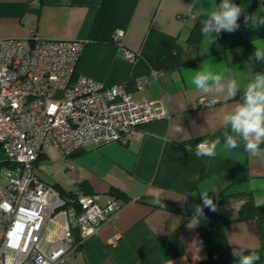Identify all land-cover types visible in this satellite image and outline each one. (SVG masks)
Here are the masks:
<instances>
[{
  "label": "crops",
  "instance_id": "obj_1",
  "mask_svg": "<svg viewBox=\"0 0 264 264\" xmlns=\"http://www.w3.org/2000/svg\"><path fill=\"white\" fill-rule=\"evenodd\" d=\"M233 2L253 18L252 26L242 15L237 31H222L212 44L202 34L194 65L155 70L150 63L159 56L188 51L189 29L221 0H0V39L34 31L45 39L79 40L78 74L105 85L126 84L134 98L151 100L156 116L125 143L89 145L68 159L49 146L39 156L35 174L61 195H97L101 205L115 196L125 201L79 251L67 254L68 264H235V247L254 250L261 257L256 264H264V144L255 156L243 145L223 151L220 121L258 73L246 58V45L264 48V0ZM116 31L118 40L112 37ZM123 50L135 54L133 62ZM204 69L234 77L236 97L194 91L191 80ZM138 78L146 79L143 91L135 90ZM216 137L217 154L198 158L196 144ZM181 143L185 154L174 148ZM149 189L162 190L161 205L150 203ZM203 190L217 211L205 208L206 219L189 228Z\"/></svg>",
  "mask_w": 264,
  "mask_h": 264
},
{
  "label": "built area",
  "instance_id": "obj_2",
  "mask_svg": "<svg viewBox=\"0 0 264 264\" xmlns=\"http://www.w3.org/2000/svg\"><path fill=\"white\" fill-rule=\"evenodd\" d=\"M82 48L79 40L34 31L0 39V264H68L67 254L125 203L116 196L101 205L97 195H61L35 174L49 146L68 159L89 145L125 143L156 118L151 100L134 98L126 84L78 74ZM123 56L135 58L129 50ZM146 84L136 79L135 90Z\"/></svg>",
  "mask_w": 264,
  "mask_h": 264
},
{
  "label": "clouds",
  "instance_id": "obj_3",
  "mask_svg": "<svg viewBox=\"0 0 264 264\" xmlns=\"http://www.w3.org/2000/svg\"><path fill=\"white\" fill-rule=\"evenodd\" d=\"M201 32L208 38L210 44L214 43L215 37L222 31L234 33L240 28L239 18L243 15L245 24L253 18L248 16L241 5H237L233 0H221V3L214 5L211 11L202 14ZM259 23H264L261 19ZM256 61L264 63V48L257 47L254 52ZM191 86L194 91L201 95L221 96L225 99L236 97L239 92V84L233 78H225L221 74H214L208 69L196 72L191 80ZM220 121L224 127L223 151H231L243 145V149L250 155H257L261 151V145L264 144V73H255L254 78L247 84L241 102L232 110L226 111L220 115ZM177 132L182 134L184 139H188L185 130L178 128ZM156 139L162 137L155 133H147ZM218 147H221V138L216 137L212 140H204L196 144V156L212 158L217 154ZM148 195L152 197L150 201L153 205H161L162 190L149 189ZM196 195V194H191ZM202 203L196 204L192 209V216L188 222L189 228H194L206 219L204 209L217 211L216 204L207 190L199 193ZM187 201V198L183 200ZM247 253V254H246ZM232 256L236 258L235 264H256L261 259L260 255L250 248L235 247Z\"/></svg>",
  "mask_w": 264,
  "mask_h": 264
},
{
  "label": "trees",
  "instance_id": "obj_4",
  "mask_svg": "<svg viewBox=\"0 0 264 264\" xmlns=\"http://www.w3.org/2000/svg\"><path fill=\"white\" fill-rule=\"evenodd\" d=\"M203 18L204 16H200L188 31V35L186 38V43L189 48L188 51L186 52L170 51L165 56H159L158 58H156L154 62L150 63L151 68L155 70H162V69H175L183 65H187V66L194 65V63L199 58L200 41L202 37L201 20ZM255 50L256 49L254 48V46L248 43L246 45V58L258 73H264V63L256 61L254 58ZM197 141L187 142V143L193 145ZM185 145L186 143L177 144L174 146V148L185 154V148H184ZM211 197L213 198V196Z\"/></svg>",
  "mask_w": 264,
  "mask_h": 264
}]
</instances>
